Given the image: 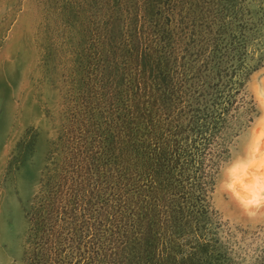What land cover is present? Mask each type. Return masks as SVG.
<instances>
[{
    "label": "rangeland",
    "instance_id": "374dc122",
    "mask_svg": "<svg viewBox=\"0 0 264 264\" xmlns=\"http://www.w3.org/2000/svg\"><path fill=\"white\" fill-rule=\"evenodd\" d=\"M212 1L152 13L147 0H0V264H120L128 178L112 137L136 97L125 53L167 46L176 75L201 85ZM235 1L260 17L264 0ZM253 31L257 53L264 26ZM232 98L202 155L203 228L225 264H264V63Z\"/></svg>",
    "mask_w": 264,
    "mask_h": 264
},
{
    "label": "trees",
    "instance_id": "16d2710c",
    "mask_svg": "<svg viewBox=\"0 0 264 264\" xmlns=\"http://www.w3.org/2000/svg\"><path fill=\"white\" fill-rule=\"evenodd\" d=\"M156 1L147 0L152 13ZM208 6L216 7L210 17L216 31L201 85L185 83L187 75L181 79L176 75L167 46L165 53L152 44L139 52L132 44L125 53L136 77V97L131 117L118 125L112 137L119 179L122 183L124 176L128 178L120 200L124 198L129 213L125 217L121 202L117 218L120 264L226 263L204 233L207 208L198 174L210 138L224 130L227 102L264 63V43L255 53L252 40L254 28L264 26V6L257 19L253 4L245 1L213 0ZM239 14L243 23L237 22ZM240 27L242 34L237 37L232 32Z\"/></svg>",
    "mask_w": 264,
    "mask_h": 264
}]
</instances>
